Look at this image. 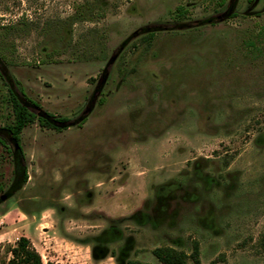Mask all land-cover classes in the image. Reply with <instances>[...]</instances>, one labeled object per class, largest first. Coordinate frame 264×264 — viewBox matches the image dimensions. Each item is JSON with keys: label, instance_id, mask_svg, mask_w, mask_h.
<instances>
[{"label": "rangeland", "instance_id": "rangeland-1", "mask_svg": "<svg viewBox=\"0 0 264 264\" xmlns=\"http://www.w3.org/2000/svg\"><path fill=\"white\" fill-rule=\"evenodd\" d=\"M9 89L69 119L20 187ZM0 216L46 264H264V0H0Z\"/></svg>", "mask_w": 264, "mask_h": 264}, {"label": "trees", "instance_id": "trees-1", "mask_svg": "<svg viewBox=\"0 0 264 264\" xmlns=\"http://www.w3.org/2000/svg\"><path fill=\"white\" fill-rule=\"evenodd\" d=\"M180 10V7H177ZM10 103L12 106L13 121L4 131L13 142V163L14 176L17 179L18 187L22 186L27 180L26 168L23 164L24 155L20 147V133L22 129L37 121L41 127L61 131L68 127L69 119L65 117H55L47 112L40 113L39 105L25 97L20 89L19 94L9 89ZM7 196H11L8 191ZM9 258L4 264H43L41 255L25 236H20L13 245L6 249ZM153 256L161 264H187L190 258L195 264L199 263L197 246L194 245L190 255L182 251H177L170 247H157L152 251ZM127 264H146L138 261H129ZM209 264H216L215 261Z\"/></svg>", "mask_w": 264, "mask_h": 264}, {"label": "crops", "instance_id": "crops-1", "mask_svg": "<svg viewBox=\"0 0 264 264\" xmlns=\"http://www.w3.org/2000/svg\"><path fill=\"white\" fill-rule=\"evenodd\" d=\"M22 217H19L17 218L18 220L15 221L18 222L16 223V227H13L12 230H8V226L7 227H4L2 230H0V242H7L9 244H14L15 241L20 237V236H25L26 238H28L31 242V244L33 245V247L36 249V251L38 252V249L35 245V242L34 240L28 235V233L26 232L28 226L30 227L32 225V220H29V219H21ZM3 220V216H0V222ZM21 221V222H20ZM20 222V223H19ZM19 224V225H18ZM11 228V227H10ZM42 228V227H41ZM35 229V228H34ZM42 230V229H41ZM14 232H17L18 235L14 236L13 237V233ZM12 238V239H11ZM9 258V254H7L6 256V260L7 261ZM4 261V263H5ZM43 264H46L44 261H43Z\"/></svg>", "mask_w": 264, "mask_h": 264}, {"label": "water", "instance_id": "water-1", "mask_svg": "<svg viewBox=\"0 0 264 264\" xmlns=\"http://www.w3.org/2000/svg\"><path fill=\"white\" fill-rule=\"evenodd\" d=\"M4 197H2V199H3Z\"/></svg>", "mask_w": 264, "mask_h": 264}]
</instances>
